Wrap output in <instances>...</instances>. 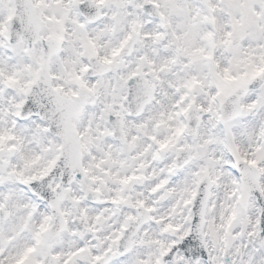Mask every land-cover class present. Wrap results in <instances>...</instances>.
Instances as JSON below:
<instances>
[{
    "label": "clouds",
    "instance_id": "obj_1",
    "mask_svg": "<svg viewBox=\"0 0 264 264\" xmlns=\"http://www.w3.org/2000/svg\"><path fill=\"white\" fill-rule=\"evenodd\" d=\"M0 264H264V0H0Z\"/></svg>",
    "mask_w": 264,
    "mask_h": 264
}]
</instances>
